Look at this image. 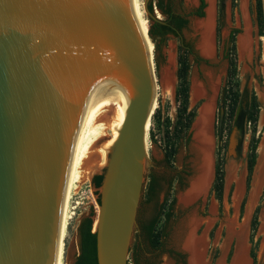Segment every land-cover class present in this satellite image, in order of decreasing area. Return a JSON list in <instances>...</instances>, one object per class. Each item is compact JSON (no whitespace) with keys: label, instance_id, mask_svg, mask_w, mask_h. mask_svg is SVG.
<instances>
[{"label":"water","instance_id":"water-1","mask_svg":"<svg viewBox=\"0 0 264 264\" xmlns=\"http://www.w3.org/2000/svg\"><path fill=\"white\" fill-rule=\"evenodd\" d=\"M150 1L144 9L159 20ZM154 79L129 0H0V264H58L77 141L89 107L106 92L122 96L127 115L108 152L93 233L98 264H130ZM243 122L229 139L230 156ZM222 124L223 112L220 134Z\"/></svg>","mask_w":264,"mask_h":264},{"label":"rangeland","instance_id":"rangeland-1","mask_svg":"<svg viewBox=\"0 0 264 264\" xmlns=\"http://www.w3.org/2000/svg\"><path fill=\"white\" fill-rule=\"evenodd\" d=\"M142 1L143 13L148 23V31L153 22L144 9L146 0ZM158 0H154V4ZM193 1V2H192ZM215 1V18H214V55L211 57L204 56L198 48L201 35L195 27L196 22L206 19L209 4L206 1L204 10L205 17L197 18L189 17V26L182 32V37L193 44L196 55L189 57V111L195 113V117L191 128L187 131H180L178 128V110L179 102L177 98L178 88V70L181 38L174 35L166 36L164 41L159 39V48L156 49L150 43L153 50L154 70L156 77L162 79L163 74L170 71V79L172 81V90L170 92L163 89L158 91L157 108L154 111L155 117L152 116L151 127L147 138V155L148 163L146 165V182L141 203L147 188V177L151 172H156L167 176L177 173H188L185 177L184 186L175 183L170 192L167 202L166 211L171 201L175 199L173 209H171L172 217L166 223L162 218L159 224V235L161 234V242L163 249L181 253L184 261L189 264V254L183 248V241L187 234V225L190 219L196 215L199 221H203L197 230L198 235H202L206 231L207 246L205 250L206 264H217L224 258L225 264H232L236 253L237 239L233 237L227 242L228 220L235 219L238 225L245 226L247 259L249 264H264V177L261 181L260 190L254 198V203L250 206L251 195L254 193V181L261 160V145L264 141V122H262V114L264 112L263 102L260 93L264 87V21H259L257 15L258 0H214ZM264 1V0H263ZM220 2L223 8L220 9ZM174 7L186 15L194 13L200 6V0H173ZM264 4V3H263ZM156 18L163 20L157 6H154ZM246 22L251 28L252 53L251 59L242 55L239 50L238 38L246 29ZM234 30L240 31L235 39V53L233 56L236 66V74L229 79L230 61L228 54L231 48L230 35ZM243 56V57H242ZM156 58L159 61V68L156 66ZM172 58V59H171ZM198 59V60H197ZM218 84L216 104L213 113V175L207 193L198 198L194 203L185 206L180 203L179 196L184 193L190 186V179L195 173V154L192 152L193 144V125L198 117L199 109L203 104L202 100L194 101L192 98L193 81L198 80L208 82V75ZM232 90L237 96L234 104L235 110L231 112L228 107L223 111V129L219 133L220 124V108L223 106V98L225 91ZM223 95L220 97V94ZM260 90V91H259ZM253 96L256 97L258 108H251ZM228 104V103H227ZM248 110V111H247ZM246 111V113H245ZM153 114V115H154ZM256 116V122L253 123L249 119V115ZM240 116H243V134L235 155H229V139L237 127ZM103 142V141H102ZM256 142V159L252 173L248 170V161L251 154V147ZM100 146V145H98ZM96 146V148H98ZM174 146L176 154L173 162V169L167 163L166 153L170 147ZM223 163L224 184L222 192H217L214 188L216 181L217 162ZM106 163L100 167V175L106 167ZM173 171V172H172ZM243 176L244 192L240 200L236 203L234 200L236 192L237 178ZM94 177V175L92 176ZM89 179L81 187L75 201H79L77 210L73 220L70 223L68 237L65 248V263L74 264L80 252V239L78 227L81 220L89 216L93 211L96 217L99 210L98 198L100 197V189L93 186L92 180ZM90 188H89V187ZM168 185L160 193L158 202L164 204L167 194ZM238 204V205H237ZM143 209L141 214L145 219H150L155 211V205L140 204ZM139 207V208H140ZM139 213V211H138ZM95 217V218H96ZM256 218V229H254V219ZM207 222L210 223L207 227ZM136 232V231H135ZM135 233L133 236L132 246L136 242ZM229 244V245H228ZM131 246V248H132ZM157 264H183L180 259L170 255L168 252L160 254L157 252ZM224 256V257H223ZM130 264L132 263V253H130Z\"/></svg>","mask_w":264,"mask_h":264},{"label":"bare ground","instance_id":"bare-ground-1","mask_svg":"<svg viewBox=\"0 0 264 264\" xmlns=\"http://www.w3.org/2000/svg\"><path fill=\"white\" fill-rule=\"evenodd\" d=\"M206 1L209 4V8L206 11V19L201 22H196L195 27L197 28L198 33L201 35L198 44L199 50L204 56L211 57L214 55L215 1ZM129 4H131L134 15L143 31V34L147 41L149 52L151 54V58L153 59V50L148 38V23L143 13L142 1L129 0ZM251 35V28L246 22V29L244 33L239 36L238 44L239 50L242 55L249 59H251L252 53L253 39L251 38ZM154 67L155 66L153 61V70ZM154 88L155 97H158V91L161 89H163L164 91L166 90L167 92H170V90H172V81L170 79L169 70L165 74H163L161 80L158 79L155 74ZM217 89L218 84L211 73L208 75V82H202L198 80L193 81L192 98L195 102L198 100H202L203 104L199 109L198 117L193 125L192 152L196 156V158L194 159L195 173L189 180V188L179 196L180 203L185 206L191 205L198 198L204 196L207 193L213 175L214 140L212 122L216 104ZM259 95L264 107V89ZM156 108L157 100H155L153 114ZM126 115L127 111L124 99L121 95L115 92H106L101 94L94 100V102L88 109L80 136L77 141L62 209L58 264H66L65 248L69 226L71 221L73 220L75 211L77 210V208H79L78 206L81 205L80 202L77 200L75 201V199L79 194L81 187L85 184V182L91 179L96 169L102 167L106 163L109 149L113 146V144L119 137V133L126 119ZM262 122H264V112L262 114ZM150 127L151 120L147 124L148 133ZM100 141L103 142L100 146H98V148H96V145ZM242 177L243 176L241 175V177L237 178L236 181L237 187L234 196V200L236 203L240 200L244 192ZM263 177L264 141L261 145V160L255 176L254 193H252L251 195L250 206L252 205V203H254V198L257 196L260 190V185ZM199 220L196 218V215H194L190 219L187 225V234L183 241V248L189 254V264H206L205 250L207 246L206 232L208 228L205 232H203L202 235H198L197 230L199 229V227H201L200 225L203 222L202 220ZM209 225L210 223L207 222V227H209ZM227 227L228 240H226L227 242L225 243L223 250L226 247V244L229 241H232L231 239L235 237L237 239V245L232 264H249V261L247 259V233L245 232V226L238 225L237 221L233 219L230 221L228 220ZM217 264H225L224 258L220 259Z\"/></svg>","mask_w":264,"mask_h":264},{"label":"trees","instance_id":"trees-1","mask_svg":"<svg viewBox=\"0 0 264 264\" xmlns=\"http://www.w3.org/2000/svg\"><path fill=\"white\" fill-rule=\"evenodd\" d=\"M222 1V0H221ZM220 9L223 8L222 2H220ZM154 6H157L161 14L164 16L163 20L151 19L150 21L153 24L150 27V32L148 31V38L150 43L154 46L156 45V49L159 48L158 41H164L166 36L174 35L176 37L181 38L180 43V56H179V70H178V88H177V98L179 102V110H178V128L180 131L187 132L193 123L195 113L193 111H189V72H190V61L189 57L195 56L196 52L192 43L186 41L182 37V32L188 28L189 26V17L195 16L197 18L205 17V8L206 1L200 0L199 8L192 14L186 15L183 12H179L173 4V0H158L156 4H154V0L149 2V10L156 18ZM150 33V36H149ZM240 31L234 30L230 35V51L228 54V59L230 61L229 68V79L235 76L236 74V66L234 63L233 56L235 53V39L237 34ZM156 66L159 68V61L156 58ZM198 60V59H197ZM225 96L223 98V103L225 110L229 107L231 112L235 110V102L237 96L232 90L225 91ZM228 103V104H227ZM251 108H258L257 99L253 96V100L251 103ZM248 111V110H247ZM246 113V111H245ZM155 117V114L153 115ZM249 119L255 123L256 116L254 114L249 115ZM256 142L251 147V154L248 161V170L251 174L253 168L255 166L256 159ZM176 154V149L174 146L170 147L166 153V160L171 169H173V162ZM173 172V171H172ZM106 173V168L103 169L100 175H95L93 177L92 183L96 189H99L104 180V176ZM188 173H177L175 175H170L168 178L165 175L158 174L156 172H151L147 177L148 183L147 188L145 190V194L143 197V203L146 206L154 204L155 211L153 216L150 219H145L141 214L143 213V209L139 208V213L137 217L139 228L135 232L136 242L133 244L130 252L132 253V263L133 264H157V252L163 254L168 252L170 255L175 257V259L185 264L184 256L181 253H177L174 251H167L163 249V243L161 242L162 235L158 233L159 224L162 221V218H165L166 223L170 221L172 217L171 209L175 204V199H173L168 206V211H166L167 202L170 196V192L174 187L175 183L180 184V186H184L185 177L188 176ZM224 184V173H223V163L218 160L217 162V171H216V181L214 188L217 189V192L221 193ZM168 185V194L165 200V203L160 204L158 202L160 193L166 188ZM98 204L100 205V197L98 198ZM142 206V205H140ZM96 213L93 211L89 216L83 218L78 227V234L80 239V252L76 258L74 264H98L97 258V235L93 233L94 223H95ZM256 218L254 219V229H256Z\"/></svg>","mask_w":264,"mask_h":264},{"label":"flooded vegetation","instance_id":"flooded-vegetation-1","mask_svg":"<svg viewBox=\"0 0 264 264\" xmlns=\"http://www.w3.org/2000/svg\"><path fill=\"white\" fill-rule=\"evenodd\" d=\"M264 1L263 0H258L257 1V8H258V17H259V21L261 20V22L264 21ZM264 58V56H263ZM264 64V60L262 61ZM264 89V87L262 88V90ZM223 95V90L222 93L220 94V97ZM225 111V109L223 107L220 108V116L222 115V112ZM221 120V119H220ZM223 129V126L221 128V130ZM219 133H220V126H219ZM186 264V263H185Z\"/></svg>","mask_w":264,"mask_h":264}]
</instances>
